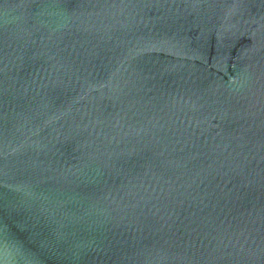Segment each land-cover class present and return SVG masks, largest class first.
I'll list each match as a JSON object with an SVG mask.
<instances>
[{"label":"water","instance_id":"water-1","mask_svg":"<svg viewBox=\"0 0 264 264\" xmlns=\"http://www.w3.org/2000/svg\"><path fill=\"white\" fill-rule=\"evenodd\" d=\"M0 264H264V0H0Z\"/></svg>","mask_w":264,"mask_h":264}]
</instances>
